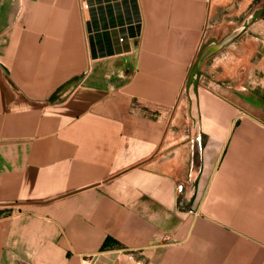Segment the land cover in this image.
I'll return each mask as SVG.
<instances>
[{"label": "crops", "instance_id": "1", "mask_svg": "<svg viewBox=\"0 0 264 264\" xmlns=\"http://www.w3.org/2000/svg\"><path fill=\"white\" fill-rule=\"evenodd\" d=\"M253 1L0 0V264H264Z\"/></svg>", "mask_w": 264, "mask_h": 264}, {"label": "water", "instance_id": "2", "mask_svg": "<svg viewBox=\"0 0 264 264\" xmlns=\"http://www.w3.org/2000/svg\"><path fill=\"white\" fill-rule=\"evenodd\" d=\"M245 28L240 27L236 29L230 36H228L225 40L220 43H212L208 45L202 52L199 62L198 68H201L206 60L210 58L212 55L220 51L227 44L237 38L242 32H244ZM189 96L191 98L192 107H191V115L195 121V127L193 130V161H192V171L191 177L192 179H198L202 170V147H201V127H200V116L198 111V102L197 95L194 89V86H191L189 89Z\"/></svg>", "mask_w": 264, "mask_h": 264}, {"label": "rangeland", "instance_id": "3", "mask_svg": "<svg viewBox=\"0 0 264 264\" xmlns=\"http://www.w3.org/2000/svg\"><path fill=\"white\" fill-rule=\"evenodd\" d=\"M237 8H239V5L237 6ZM243 9H244V7H243ZM257 14L264 16V0H254L251 6H248L247 9H244V13H243L244 17H242V18L244 19L245 16H247V15L255 17V16H257ZM193 76L194 75H192V77ZM190 81H192V80H190ZM185 91H184V93L186 96V95H188L187 87H186Z\"/></svg>", "mask_w": 264, "mask_h": 264}, {"label": "built area", "instance_id": "4", "mask_svg": "<svg viewBox=\"0 0 264 264\" xmlns=\"http://www.w3.org/2000/svg\"><path fill=\"white\" fill-rule=\"evenodd\" d=\"M85 7H88V5H85ZM122 41H123V40H122ZM180 191H181V192L183 191V187H180ZM194 213H195V214H198L199 211H195Z\"/></svg>", "mask_w": 264, "mask_h": 264}]
</instances>
